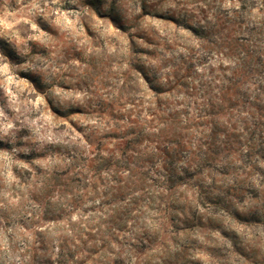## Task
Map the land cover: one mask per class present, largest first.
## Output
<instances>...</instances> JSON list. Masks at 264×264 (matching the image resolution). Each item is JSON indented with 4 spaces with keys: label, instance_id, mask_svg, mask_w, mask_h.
<instances>
[{
    "label": "rangeland",
    "instance_id": "obj_1",
    "mask_svg": "<svg viewBox=\"0 0 264 264\" xmlns=\"http://www.w3.org/2000/svg\"><path fill=\"white\" fill-rule=\"evenodd\" d=\"M68 223L131 264H264V0H0V264H56Z\"/></svg>",
    "mask_w": 264,
    "mask_h": 264
},
{
    "label": "trees",
    "instance_id": "obj_2",
    "mask_svg": "<svg viewBox=\"0 0 264 264\" xmlns=\"http://www.w3.org/2000/svg\"><path fill=\"white\" fill-rule=\"evenodd\" d=\"M163 155L165 158H162L160 163L163 165V167H165L172 173V175H169V177L163 178L164 179L163 181H165V183H168L167 189H171L179 185H186L187 182L185 178L189 176L188 179H192L194 174L188 173L187 169L185 168L184 170L185 175L178 176L176 174V170H177L176 164L174 162L173 157H169L170 152L168 151V149L164 150ZM78 176L79 175L76 174L73 178H70L71 184L69 185H77V183L80 182V178ZM75 189L77 191L79 188L76 187ZM66 197H69V195L66 194L65 198ZM205 197L199 194L196 198V203L199 206L204 207L207 204V201L209 203L213 201L212 197L210 196H205ZM73 198L74 200H79L81 199V196L79 194L77 195L73 194ZM217 198H219V195L216 196V200H218ZM144 201L146 204L144 208L146 210H150V206L153 204L154 198L150 197ZM175 202L176 201L173 200L171 202L165 203L164 207L165 208L169 207L171 208V211H175V208L173 207V204H175ZM61 204L62 203H58L57 205H52V203L48 204V206H50V212L52 213V215H56V214L59 215L60 211L58 212L56 209L58 207H61L62 206ZM123 210L126 212V215L125 217H123V220L126 221L130 215V211L126 207ZM169 220H172L171 216H169ZM122 224H126V223H122ZM66 228L67 229H65L64 231H61L60 235H58L57 237L55 236V238L49 241L51 248L57 249L56 256L58 257V260L56 261V264H131L130 260L125 262L124 258L120 257L121 253L116 254L113 251H108V249H110L109 244H105L104 242L92 241V240L91 241L83 240L82 231L88 232V236H90L91 228H89L88 226L85 227L84 229L68 223L66 225ZM121 228L122 227L118 225L116 230L120 231L122 230ZM151 236H152L151 225H145L141 232L135 234L134 238H131L129 240L124 238L120 248L124 249V251L128 252L131 255L134 252H141L146 248L145 247L146 243L153 242Z\"/></svg>",
    "mask_w": 264,
    "mask_h": 264
}]
</instances>
